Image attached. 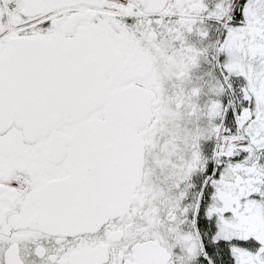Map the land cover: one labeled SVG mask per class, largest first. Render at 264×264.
Masks as SVG:
<instances>
[{
  "label": "snow or ice",
  "instance_id": "6c2138e0",
  "mask_svg": "<svg viewBox=\"0 0 264 264\" xmlns=\"http://www.w3.org/2000/svg\"><path fill=\"white\" fill-rule=\"evenodd\" d=\"M0 264H264V0H0Z\"/></svg>",
  "mask_w": 264,
  "mask_h": 264
}]
</instances>
